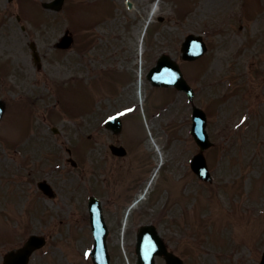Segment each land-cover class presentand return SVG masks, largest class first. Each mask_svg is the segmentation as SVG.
Here are the masks:
<instances>
[{
	"label": "rangeland",
	"instance_id": "obj_1",
	"mask_svg": "<svg viewBox=\"0 0 264 264\" xmlns=\"http://www.w3.org/2000/svg\"><path fill=\"white\" fill-rule=\"evenodd\" d=\"M45 1L51 0H0V264L9 247L3 241L17 246L28 233L48 241L29 264H91L85 258L92 242L89 195L102 202L111 264H135L136 228L144 223L156 226L184 264H260L264 0H97L102 12L88 7L93 0H65L59 13L44 11ZM155 3L153 27L142 38ZM75 4L82 22H74ZM66 29L74 35L72 49H53ZM190 33L203 35L208 46L206 55L181 68L214 144L205 151L211 184L189 169L198 148L185 95L145 80L162 53L179 60L180 43ZM30 41L42 57L40 69L32 62ZM76 80L85 85L87 102L95 98L90 114L73 89ZM56 99V111L49 110ZM25 102L33 113L25 111ZM113 112L124 115L123 132L115 137L102 131ZM112 137L131 149L127 157L109 154ZM160 164L148 193L124 221L150 168L152 174ZM40 180L50 184L53 198L37 189ZM184 212L186 219L179 218ZM156 264L164 262L158 258Z\"/></svg>",
	"mask_w": 264,
	"mask_h": 264
},
{
	"label": "water",
	"instance_id": "obj_2",
	"mask_svg": "<svg viewBox=\"0 0 264 264\" xmlns=\"http://www.w3.org/2000/svg\"><path fill=\"white\" fill-rule=\"evenodd\" d=\"M62 3L63 0H55L54 2L44 6L58 11L61 9ZM195 40L196 38H186L185 42L182 44L181 51L183 54V59L193 60L205 52L203 44L200 43V41L199 44H197L198 40ZM70 45L71 38L66 35L58 46L60 48H68ZM147 79H149L154 86L166 87L173 85L178 89L186 91L190 99L192 97V91L183 78L179 66L174 61L166 57H162L158 61V65L150 71V73L147 75ZM2 108L3 106L0 103L1 112ZM203 115L204 114L201 110L196 108L193 109V134L199 142L201 139L206 140V135L202 131ZM113 120L114 119L109 120L108 123L110 124ZM115 125L117 128H114V133H118L120 131V122L116 123ZM194 166H196L200 171L198 163H195ZM41 189H43L46 193L48 192V189L44 184L41 185ZM91 211V226L95 239L93 250L91 252L92 261L93 264H108L105 238L103 236V219L102 216H100V214L92 208ZM157 236L158 235L153 228H142L139 230V242L136 245L138 254L137 264H153V257L156 255L163 256L167 264H181V262L174 255L166 251L163 242H161ZM41 245L42 240L31 237L26 242V245L22 249H19L17 253H8V255L5 256L4 264H27L30 253L34 250V248H37ZM262 264H264V259Z\"/></svg>",
	"mask_w": 264,
	"mask_h": 264
},
{
	"label": "bare ground",
	"instance_id": "obj_3",
	"mask_svg": "<svg viewBox=\"0 0 264 264\" xmlns=\"http://www.w3.org/2000/svg\"><path fill=\"white\" fill-rule=\"evenodd\" d=\"M156 7H157V4L154 5V10H153V12H155V11L157 10Z\"/></svg>",
	"mask_w": 264,
	"mask_h": 264
}]
</instances>
